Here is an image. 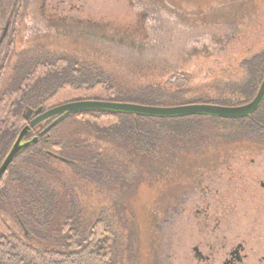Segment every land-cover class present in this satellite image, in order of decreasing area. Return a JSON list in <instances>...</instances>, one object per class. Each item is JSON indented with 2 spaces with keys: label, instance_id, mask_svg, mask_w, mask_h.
Returning <instances> with one entry per match:
<instances>
[{
  "label": "rangeland",
  "instance_id": "1",
  "mask_svg": "<svg viewBox=\"0 0 264 264\" xmlns=\"http://www.w3.org/2000/svg\"><path fill=\"white\" fill-rule=\"evenodd\" d=\"M160 5L163 36L157 45L139 51L104 34L106 27L121 35L132 28L137 15L129 0H24L2 88L11 84L17 65L64 59L104 75L132 94L163 89L171 76L186 73L192 83L166 98L227 102L234 107L253 101L257 92L250 99L244 97L252 88L247 63L254 59L264 73V0H161ZM33 10L37 18L30 24ZM35 21L38 32L33 31ZM68 69L59 74L51 69L39 81L46 97L65 84ZM263 80L261 76L257 91ZM257 117L258 125L199 124L192 133H184L193 138L178 149L168 146L155 162L147 161L148 182L142 186V180H135L140 175L139 158L95 140L89 125L65 119L49 133L45 148L54 153L52 145L67 147L68 140L81 135L128 166L129 187L123 188L106 180L89 184L72 172L71 165L53 161V167L66 174L62 178L76 192L83 214L104 218L110 225L120 264H219L196 257L197 246L206 256L210 244L243 245V264H264V103ZM130 159L135 164H126ZM148 167L159 168L162 179L155 182L154 169ZM15 183L9 179L12 199ZM212 214L217 220L201 232L200 224Z\"/></svg>",
  "mask_w": 264,
  "mask_h": 264
},
{
  "label": "trees",
  "instance_id": "2",
  "mask_svg": "<svg viewBox=\"0 0 264 264\" xmlns=\"http://www.w3.org/2000/svg\"><path fill=\"white\" fill-rule=\"evenodd\" d=\"M129 1L137 15V21L132 28L121 35L106 27L104 34L110 35V41L126 42L139 51L152 48L163 36L161 0ZM33 13L29 15L30 24L37 17L34 10ZM33 26V31L36 29L38 32L36 21ZM258 63H255L254 59L247 63L252 77V88L247 86L249 91L244 93V97L248 99L258 93L261 76H264L263 72L257 70L261 66ZM65 67L69 68L68 74L62 79H66L65 84L56 87L52 94L46 97L45 88H40L39 81H42L48 72L51 73V69H56L59 74L63 73ZM62 68L63 71L60 72ZM192 81L193 78L189 74L177 73L168 79L163 89L149 88L132 94L124 92L119 86L117 88L104 75L73 61L58 59L36 65L31 63L16 70L9 81L11 84L0 89V114H3L0 121V144L6 148L0 153V163L6 159L17 135L26 126L22 112L29 109L47 111L80 101L130 103L159 108L191 105L234 107L227 102L166 98L171 91L185 90ZM261 106L252 116L240 120H222L208 116L156 118L85 112L68 117L66 121L71 119L79 125H89L92 131L89 133L94 134V138L96 136L95 140L105 141L104 143L115 147L114 150L122 148L128 152L129 157L135 155L139 158L136 168L140 175L135 177V180L136 183L142 180L139 182L142 186L148 182L149 171L144 167L147 166V161L153 163L156 161V155L165 154L168 146L172 145L174 149H178L179 144L182 145L187 139L193 138L192 135L184 133H192L196 126L205 121L221 124L230 122L240 126L247 123L258 125L257 115ZM84 129L82 127L79 132ZM34 133L35 128H31L28 138L36 137ZM47 145L44 139H39L37 144L22 151L0 180V264H120L110 225L104 218L95 219L83 214V207L76 192L66 185L62 178L66 174L53 167L54 162H62L47 155ZM51 148L55 150L51 153L65 159L68 163L63 164L71 165L72 172L87 183L100 184L106 180V183L113 182L123 188L129 187L128 166H125L124 162H116L102 152L99 146L90 144L87 138L75 135L73 139L68 140L67 147L57 143ZM60 151L61 154H57ZM126 164L133 165L135 162L130 159ZM148 168L154 169L155 182L162 179L159 168ZM10 178H13L17 185L16 197L13 199L8 194ZM3 202L6 204V210ZM1 209L6 214H3ZM125 209L129 210V205Z\"/></svg>",
  "mask_w": 264,
  "mask_h": 264
},
{
  "label": "water",
  "instance_id": "3",
  "mask_svg": "<svg viewBox=\"0 0 264 264\" xmlns=\"http://www.w3.org/2000/svg\"><path fill=\"white\" fill-rule=\"evenodd\" d=\"M263 101L264 81L254 100L249 104L240 107L191 105L173 108H159L130 103L80 101L64 104L47 111H43L42 109H39L36 112H34L33 110H29L27 112L29 117H31L33 114H35L37 117L33 121H31L30 126H27L23 129L10 153L2 163L0 167V180L6 174L8 168L10 167L14 159L17 157V155H19L22 151L28 149L30 146L37 144L39 138H43L65 119L77 114L85 112H106L156 118L208 116L222 120H240L252 116L260 108ZM51 119H55V121L51 125H49L42 133H40L38 137L32 139L30 142L21 145V142L28 134V131L31 129L30 127L34 128L37 125L42 124ZM47 155L62 163H68L65 159L60 158L59 156L53 153H48Z\"/></svg>",
  "mask_w": 264,
  "mask_h": 264
},
{
  "label": "flooded vegetation",
  "instance_id": "4",
  "mask_svg": "<svg viewBox=\"0 0 264 264\" xmlns=\"http://www.w3.org/2000/svg\"><path fill=\"white\" fill-rule=\"evenodd\" d=\"M23 2H24V0H0V89H2V87H3L2 86L3 78L5 77V75H6L5 73L9 69L8 66H10V63H11L10 57H11V52H12L11 49H12L13 44H14L15 26H16L18 19L20 18V14H21L20 12L22 10ZM36 18H35V20H36ZM37 21H38V19H37ZM23 67L24 66H22V64H21V66L17 65L14 69L12 68V70L16 71V70H19L21 68L23 69ZM263 103H264V101H263ZM36 111H34V112H36ZM22 116H23L24 121L26 122L25 127L30 126L31 121H33L37 117L35 114H33L31 117H29L28 113H26L25 111L23 112ZM54 121H55V119H51V120H48V121L34 127L35 132L36 131L38 132V135L36 137H38L40 135V133H42ZM30 128H32V127H30ZM30 132H31V129L28 131V134L26 135V137L21 142V145H23L27 142H30L32 139L35 138V137L34 138H28V135L30 134ZM20 133L17 135L14 144L16 143ZM47 137H48V135H45L43 138H39V139L46 140ZM14 144H13V146H14ZM13 146H12V148H13ZM5 149H6L5 146L1 147V144H0V150H2L0 153L4 152ZM10 151H9V153H10ZM48 153H51V152L48 151L47 154ZM263 187H264V185H263ZM201 214H203V213H201ZM205 217L209 221L204 223V224L203 223L200 224L201 232L204 230H207L209 228V226H210L209 222L211 223L212 220L214 222L217 220V218L213 214H212V216H205ZM206 246L211 251L210 254H208V255L206 254V256H204L202 254V252L199 251L198 246L195 248L196 257L200 261L209 262L211 260H215L219 264H243V258L241 256V253L245 250L243 245H239L235 248L230 244H225L223 246H220L219 248L216 245H211V244L206 245Z\"/></svg>",
  "mask_w": 264,
  "mask_h": 264
}]
</instances>
